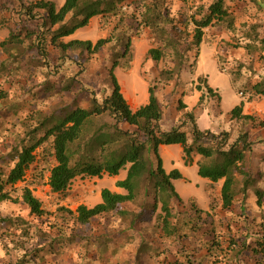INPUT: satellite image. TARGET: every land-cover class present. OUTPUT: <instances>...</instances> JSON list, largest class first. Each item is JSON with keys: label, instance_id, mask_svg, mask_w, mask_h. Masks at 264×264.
<instances>
[{"label": "trees", "instance_id": "1", "mask_svg": "<svg viewBox=\"0 0 264 264\" xmlns=\"http://www.w3.org/2000/svg\"><path fill=\"white\" fill-rule=\"evenodd\" d=\"M13 1L18 7L15 11L17 21L15 27H11L8 38L0 42V54L19 61L21 50L28 42L36 47L44 60H48L51 51L58 55L76 51L97 55L112 44L109 70L112 87L111 93L100 102L92 98L87 108L68 106L52 110L42 114V117H35L33 129L24 127V136L12 145L7 154L0 153V204L21 203L26 206L29 215L40 219L47 216L41 202L34 197L30 183L17 187L38 156L39 164L32 167L31 178L41 182L45 172H48L50 191L62 198L67 196L71 182L77 177L112 178L125 171V178L115 183L116 189L124 191L123 194L103 189L100 192L101 201L94 207L81 205L74 213L61 208L64 212L61 216L69 214L74 225L84 228L106 218L128 222L132 227L160 205L155 225L158 233L173 240L200 234V246L205 251L201 258H195L189 250L182 248L180 255L170 264H247L246 259L251 261L250 264H264V221L258 225V231L247 230L250 235L240 241L229 223L214 221L213 209L204 211L193 200L189 201L188 211H173L172 202L183 203L173 185V181L182 179V175L178 170L167 173L159 153L162 147L178 145L185 165H192L193 158L197 156L198 175L208 179L210 186L221 182L219 196L223 211L232 212L234 206L245 200L249 193L256 199L257 207L262 209L264 186L260 187L259 175L250 164L253 143L249 133L241 132L231 141L227 131L214 134L201 131L192 123L191 134L187 135L183 130L184 121L188 119L191 122L194 116L185 111L187 106L181 101H178V110L185 112L181 115L182 122L165 130L161 125L164 109L154 89H148L147 104L134 111L114 75L116 68L130 70L134 58L132 39L141 36L142 30L147 32L153 45L146 53V59L154 63H170V67L160 73L166 83L178 78L184 68L188 67L191 74L195 73L198 50L191 63L189 54L194 47L199 48L204 31L209 28H222L238 42L241 40L243 44L239 46L251 58L257 55L258 62L264 65V35L259 34L255 25L244 26L240 31L234 14L226 7L227 0H214L209 5H193L195 1L192 0L188 12L180 14L179 18L171 16L166 0H65L60 8L49 0ZM177 1L188 4L191 0ZM262 5L258 4L259 7ZM6 10L0 7L2 15L6 14ZM94 18H99V29L109 32L108 37L100 38L94 44L90 41H64L87 27ZM21 67L20 63L10 71ZM243 68L238 64L228 72L231 79L234 77L232 83L240 78ZM3 71L8 72V69ZM75 77H70L62 88H72L76 83ZM197 90L200 91V87ZM206 91L213 94L209 86ZM240 94L248 96L247 102L251 98H263L264 78L248 81ZM10 97L11 90L5 92L0 89L2 104ZM201 99L202 96L198 105ZM244 104L245 101H242L230 111L231 120L264 127V121L243 114ZM137 200L140 204L138 212L125 209L127 203ZM209 218L212 221H208ZM47 238L46 233L21 217L0 215V248L7 255L11 251L21 253L17 260L8 264H35L40 254L52 250L37 246L38 242ZM66 240L70 241L59 245L76 241L71 235ZM58 243L56 241V245ZM26 245L30 246L26 248Z\"/></svg>", "mask_w": 264, "mask_h": 264}, {"label": "rangeland", "instance_id": "2", "mask_svg": "<svg viewBox=\"0 0 264 264\" xmlns=\"http://www.w3.org/2000/svg\"><path fill=\"white\" fill-rule=\"evenodd\" d=\"M49 1L60 8L65 0ZM193 1H195L193 5H209L214 0ZM166 3L171 16L179 18L180 14L188 12L192 0L188 4L177 0H166ZM258 4H264V0L226 1V7L234 14L240 31L244 26L255 25L259 34L264 35V5L259 7ZM0 7L7 9L5 15L0 12V42H2L8 38L11 27H15L17 21L15 11L18 7L13 0H0ZM146 34L147 32L142 30L141 36L132 39L134 58L130 70L125 71L120 68L114 70L126 101L131 107L132 105L135 107L136 104L139 107L147 104L148 89L152 87L164 109L161 125L165 130L182 122L181 115L185 112L178 110V101H181L187 106V112L194 116L191 122L188 119L184 121L183 130L187 135L191 134L192 123H195L201 131L214 134L227 131L230 133L231 141L241 132L249 133L253 143L250 164L253 171L259 175L260 187H263L264 127L252 126L243 121L235 122L231 120L229 114L240 104L239 102L245 101L243 114L264 121V97L251 98V101L247 102L248 96L240 94L248 81H261L264 78V65L258 62L257 55L251 58L242 46H239L243 42L241 40L238 42L236 37L224 29L209 28L204 31L199 48L194 47L193 52L189 54L191 63L195 60L198 50L195 73L191 74L188 67L184 68L178 78L166 83L162 81L160 73L170 67V63L168 61L154 63L146 59V53L153 46ZM108 35L109 32L100 31L99 18H94L87 27L78 30L71 38L64 41H90L94 44L98 39L106 38ZM111 47L112 44L106 46L97 55L82 54L79 51L58 55L51 51L48 60H44L36 47L26 42L19 61L15 62L14 58L8 57L7 54H0V89L5 92L11 90L8 102L3 104L0 102V153L7 154L12 145L24 136L26 127L30 129L35 127V117H42V114H47L49 111L68 106L87 108L92 98L100 102L109 95L112 87L109 76ZM20 63L21 68L10 71ZM238 64L243 65L244 68L240 78L232 83L234 77L231 79L227 74ZM4 68L8 69V72H2ZM18 71L19 74L16 73ZM76 75L79 77H75ZM60 76L63 78L58 79ZM70 77H75L76 83L69 90H65L62 88L63 83ZM207 86L212 88L213 94L207 93ZM198 87L200 91L197 90ZM159 153L167 173L178 170L182 174V179L173 182L176 192L183 201L182 204L171 203L175 213L188 211L189 201L193 200L204 211L210 212L213 209L214 221L229 223L240 241L248 237L252 231H258V225L264 221V206L262 209L257 207L252 193H249L245 200H240L232 212L223 211L219 196L221 182L210 186L208 179L198 175L197 156L193 158L192 165H185L181 147L178 145L163 147ZM39 160L38 156L32 167L38 165ZM32 167L24 181L17 187H24L30 183L29 187L34 197L41 202L48 213L47 216L41 219L31 216L26 206L21 203L0 204V215L21 217L48 235L47 240L38 242L37 246L52 250L40 254L35 264H170L180 255L182 248L189 250L195 258H201L205 254L200 246L202 245L200 234L188 239L173 240L164 238L158 233L155 225L156 216L160 214V205L153 213L147 214L132 227L127 224L128 222L106 218L84 228L74 225L69 214L65 213V216H61L64 213L61 208L74 213L81 205L87 208L94 207L100 203V192L103 189L123 194L124 191L116 189L115 183L125 178V171L112 178L77 177L71 182L67 196L62 198L50 191L47 184L48 172H45L41 182L33 181ZM139 201L127 203L125 209L138 212ZM207 220L212 221L210 218ZM249 229L250 233L247 231ZM70 235L76 241L60 246V243L70 241L66 240ZM56 241L59 242L58 245ZM29 246L26 245V248ZM20 255L21 253L15 251L7 255L0 248V264L14 262ZM249 261L245 260L247 264H250Z\"/></svg>", "mask_w": 264, "mask_h": 264}, {"label": "crops", "instance_id": "3", "mask_svg": "<svg viewBox=\"0 0 264 264\" xmlns=\"http://www.w3.org/2000/svg\"><path fill=\"white\" fill-rule=\"evenodd\" d=\"M72 37V36H71ZM71 37H69V38H71ZM128 103V102H127ZM240 103V102H239ZM128 105L130 106V108L132 109V110H136V109H138L139 108V106H138V104H136L135 105V107H133V105H132V107H131V105L128 103ZM188 110V109H187ZM187 110H185L186 112H187ZM163 148V147H162ZM169 173V172H168ZM181 174V173H180ZM182 175V174H181ZM174 182V181H173ZM174 185V184H173Z\"/></svg>", "mask_w": 264, "mask_h": 264}]
</instances>
